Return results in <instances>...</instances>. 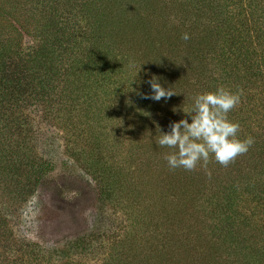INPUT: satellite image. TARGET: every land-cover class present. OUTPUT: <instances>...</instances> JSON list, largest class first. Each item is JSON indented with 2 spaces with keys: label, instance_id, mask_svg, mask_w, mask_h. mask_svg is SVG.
<instances>
[{
  "label": "trees",
  "instance_id": "obj_1",
  "mask_svg": "<svg viewBox=\"0 0 264 264\" xmlns=\"http://www.w3.org/2000/svg\"><path fill=\"white\" fill-rule=\"evenodd\" d=\"M153 76L179 95L144 98ZM221 86L243 90L228 119L254 144L227 167L170 170L159 129L191 122L193 97ZM27 103L65 134L99 212L122 221L97 219L49 264H86L107 247L101 264H264V0H0V191L13 200L44 170L23 144ZM13 245L0 210V264L45 255L10 261Z\"/></svg>",
  "mask_w": 264,
  "mask_h": 264
},
{
  "label": "rangeland",
  "instance_id": "obj_2",
  "mask_svg": "<svg viewBox=\"0 0 264 264\" xmlns=\"http://www.w3.org/2000/svg\"><path fill=\"white\" fill-rule=\"evenodd\" d=\"M24 43L28 45L32 41L24 37ZM30 103L22 110L26 116L24 119L28 121L27 137L23 144L31 150L29 154L34 159L32 165H43L44 170L34 174V178L40 174L38 180L25 189L22 198L13 200L6 192L3 194L0 191V210L17 243L5 251L9 260L13 261L16 252L20 253L22 249L33 250L35 254L40 247L45 255H40L42 260L38 264H49L48 257L55 249L66 247L69 242L96 231L94 226L97 219H105V226L111 222L117 225L121 221V214L109 206L99 212L94 184L67 156L65 134L56 123L44 118L39 106ZM105 236L101 239H104V243L108 241V236ZM95 244L89 246L94 247ZM107 251L108 247L105 252L102 251V255L89 253L81 258L86 264H101ZM55 255L53 260L57 259ZM51 264L54 262L51 261Z\"/></svg>",
  "mask_w": 264,
  "mask_h": 264
},
{
  "label": "clouds",
  "instance_id": "obj_3",
  "mask_svg": "<svg viewBox=\"0 0 264 264\" xmlns=\"http://www.w3.org/2000/svg\"><path fill=\"white\" fill-rule=\"evenodd\" d=\"M182 38L187 41L190 36L184 33ZM158 79L153 76L148 81L152 93L150 96L145 94L144 98L160 101L179 95L171 87H162ZM242 96V89L232 92L223 86L215 91L199 93L193 97L191 108L183 111L191 122L187 118L172 122L167 133L158 127L160 136L157 144L172 150L164 157L170 170L207 169L213 158L216 163L227 167L249 151L254 138L239 139V123L228 119V114L240 105Z\"/></svg>",
  "mask_w": 264,
  "mask_h": 264
}]
</instances>
